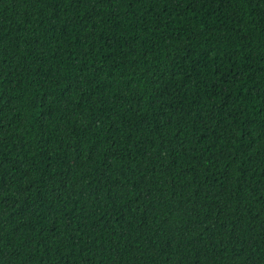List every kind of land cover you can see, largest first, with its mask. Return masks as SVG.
Here are the masks:
<instances>
[{
  "label": "trees",
  "instance_id": "obj_1",
  "mask_svg": "<svg viewBox=\"0 0 264 264\" xmlns=\"http://www.w3.org/2000/svg\"><path fill=\"white\" fill-rule=\"evenodd\" d=\"M0 264H264V0H0Z\"/></svg>",
  "mask_w": 264,
  "mask_h": 264
}]
</instances>
